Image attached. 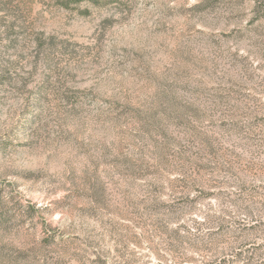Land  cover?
Wrapping results in <instances>:
<instances>
[{
  "label": "rangeland",
  "instance_id": "obj_1",
  "mask_svg": "<svg viewBox=\"0 0 264 264\" xmlns=\"http://www.w3.org/2000/svg\"><path fill=\"white\" fill-rule=\"evenodd\" d=\"M0 264H264V0H0Z\"/></svg>",
  "mask_w": 264,
  "mask_h": 264
},
{
  "label": "trees",
  "instance_id": "obj_2",
  "mask_svg": "<svg viewBox=\"0 0 264 264\" xmlns=\"http://www.w3.org/2000/svg\"><path fill=\"white\" fill-rule=\"evenodd\" d=\"M81 1H82V0H67L68 3H69V2H70V3H71V2H75L76 4L79 3V2H81Z\"/></svg>",
  "mask_w": 264,
  "mask_h": 264
}]
</instances>
